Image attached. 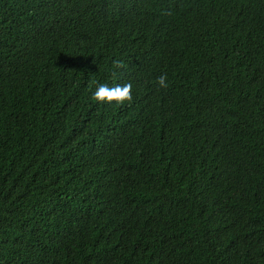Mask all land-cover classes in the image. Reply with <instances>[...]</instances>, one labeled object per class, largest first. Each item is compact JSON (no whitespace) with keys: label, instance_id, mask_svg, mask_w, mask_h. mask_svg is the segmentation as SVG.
<instances>
[{"label":"trees","instance_id":"obj_1","mask_svg":"<svg viewBox=\"0 0 264 264\" xmlns=\"http://www.w3.org/2000/svg\"><path fill=\"white\" fill-rule=\"evenodd\" d=\"M255 1L0 0V264H264Z\"/></svg>","mask_w":264,"mask_h":264},{"label":"clouds","instance_id":"obj_2","mask_svg":"<svg viewBox=\"0 0 264 264\" xmlns=\"http://www.w3.org/2000/svg\"><path fill=\"white\" fill-rule=\"evenodd\" d=\"M257 3V0L254 2ZM255 8V5H254ZM257 6L254 12H256ZM253 13V12H252ZM117 67L119 64L117 63ZM155 85L157 88H167V78L165 74H160L155 78ZM131 84L129 83H116L109 85L107 83H98L95 89L91 92V98L97 103L122 105L132 99Z\"/></svg>","mask_w":264,"mask_h":264}]
</instances>
